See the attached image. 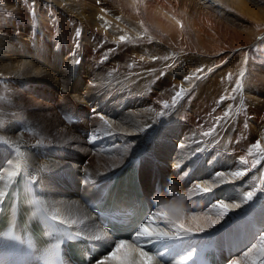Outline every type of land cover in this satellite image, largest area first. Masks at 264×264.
<instances>
[{
	"label": "bare ground",
	"instance_id": "1",
	"mask_svg": "<svg viewBox=\"0 0 264 264\" xmlns=\"http://www.w3.org/2000/svg\"><path fill=\"white\" fill-rule=\"evenodd\" d=\"M5 1L8 4L14 2L13 0ZM24 1L30 9L26 11L29 15L33 14L34 9L41 7L43 15L48 16V20L44 16L41 17L45 19V23L49 20L54 21L55 18L59 21H56L58 24L56 28L55 25L44 24L41 20L40 28H36V25L32 32V27L34 28L35 25L33 20L30 21L28 29H23L22 23L16 18L17 23L6 26L7 28L0 31V39L4 38V42L9 44L8 47L0 45V73L4 74V79L10 81V86L13 87L15 102L12 105L16 116L12 120H17L18 126L22 128L19 130V139L7 142L8 147L12 146L11 149L14 150L8 159L7 171L4 172L0 168V193L5 194L3 200L0 201V243L4 239L10 242L8 244L9 254L14 256L19 251H24L33 255L36 254L38 247L45 246L54 264H57L58 260L60 264H201L203 253L208 248H212L213 264H264V229L253 228L257 224L252 220L241 221L248 217L244 214L245 206L250 208L256 206L253 203L255 196H252L254 201L248 199L249 192L243 185L240 189L231 187L235 191L231 197L228 196L231 195L228 191H223L225 195L223 194L222 199L225 203L216 198L217 194H222L219 190L230 183L228 179L231 174L224 173L223 162L226 156L224 151H219L211 142L206 145L207 143L203 140L206 144L203 141L205 145L201 144L199 138L202 135L197 128H193L194 138L190 140L189 125L185 120L179 121L174 126V130L165 132L164 141L154 138L156 135L149 137L151 133L148 135L145 131L153 129L160 122L156 119L147 122L141 118L142 114H139L141 109L155 106L154 101L143 92L146 86L143 84L145 80L142 78V73H129L132 76L129 77L127 76L129 74H126L129 70L126 69L127 64L123 65L124 62L121 65L119 63L117 66H110L107 59H103L105 56L97 53L96 48L88 51L87 44L85 48L79 41H74L73 30L76 27L80 35L84 34L87 39L93 36V39L98 42L101 38L104 40L114 38L117 39L116 41L130 38L122 33L124 29L138 31L140 36L142 30L138 29L137 21L132 18L130 21L125 18L122 20L119 18L121 14L111 17L110 13L103 8L104 5H96V0H44V7H42L44 4L42 0ZM99 1L101 3L103 0ZM230 2L238 7V12L251 13L254 16L259 12V8H253L250 0H231ZM207 8L213 12L210 6ZM36 30L38 32L35 36ZM53 30L56 31L55 35ZM57 33L59 38L56 36ZM18 34L23 36L22 40L18 38ZM38 34L39 39L42 38L41 45L47 49V52L51 51L46 35L49 36V42L53 43V47H56L55 52L61 53L62 44L68 47L70 52L64 55L62 68L58 66V54L47 53L42 56L34 54V50L39 49L36 42H33L34 44L30 42L36 41ZM2 48H6L5 55L1 54ZM142 52L145 54L144 49ZM49 57L53 58V62L47 60ZM129 64L132 66V63ZM110 73H116L119 76L118 80L110 81L108 79ZM8 74H13L12 79L7 76ZM166 76L159 81L161 85L164 82L174 81L170 77L171 73L168 75L169 78ZM140 77L142 79L137 81ZM81 79L84 80L85 85L83 92L77 89ZM73 80H75L74 84L71 83ZM27 82L29 84L38 82L43 86H31ZM46 85H49V88ZM111 91H115L116 93H113L115 95H111ZM58 92L59 95L55 99L53 94ZM135 95L138 96V105L130 102L132 97L137 99ZM258 101L264 107V100L258 99ZM85 103L89 105L86 112L82 111V108L86 107ZM125 103L129 105L124 107ZM128 112L131 113L128 114ZM112 115L118 116L116 120L112 119ZM137 117L143 122L137 121ZM39 121H45L47 123L44 122V124L47 125L39 127V133L36 134ZM15 129H18L17 123L10 130L13 131L14 136L12 137L17 136ZM260 140L263 141L262 138ZM244 142L247 143V141ZM147 148L153 151L151 154L156 157L158 155L163 163L162 168L160 165L154 169L147 167L151 159H154V163L158 161L155 156L147 153ZM39 149L49 152L46 160L43 159L45 155H40ZM83 156L87 158L84 164L80 160ZM200 156L208 158L204 166L207 177L205 180L194 182L189 178L192 173L190 168L193 163H198ZM184 157H190V161H184ZM70 158H74V161L71 162ZM136 158H139L140 188L144 198L141 201L140 215L146 214L148 217L132 237L127 240H116L106 231L102 218L96 212L98 210L96 207L98 203L107 200L110 187L114 184V177ZM236 158L234 157L230 166L237 168L240 161ZM184 164H187L186 168L180 171L178 165L181 167ZM144 166L145 168L141 169ZM213 166H217V169L212 170ZM66 167H70V171L63 180L64 183L59 184L57 183L59 171ZM72 178H74L73 181ZM27 181L33 185L35 199L44 217L30 200H22L18 197L20 191H26ZM76 185L78 189L84 187L82 192L78 193ZM197 185L201 186L199 190H195ZM165 186L169 187L166 192L163 191ZM216 187L218 190L215 192ZM12 189H15V193L10 201L5 202ZM259 195L264 198V188ZM233 196L235 198H232ZM181 197H183V218L173 219L164 205L179 201ZM235 200L241 205L237 212L231 210L238 207V202ZM234 220L240 221L232 226L235 230L230 233L234 234L227 237L226 232H220L216 240V230L234 223ZM150 223H152V230L148 231L149 233H160L161 235L167 233L172 238L156 241L146 236L137 241L135 239L137 233L142 228L146 229ZM181 227L187 229L189 234L176 236V231ZM58 235L62 237L72 235L83 239L90 247V251L85 254V261L74 260L70 256V248L67 244H57L55 238ZM249 242L252 243L251 247L246 245ZM121 243L123 247H119ZM115 245H117L116 256L113 258L109 253ZM124 250L125 253H123ZM159 250L160 253L163 250L162 255ZM142 252L147 256H142ZM237 254H239L238 257H233ZM178 256L180 257L177 258ZM147 257H153V259L148 260ZM118 259L123 263H120Z\"/></svg>",
	"mask_w": 264,
	"mask_h": 264
},
{
	"label": "rangeland",
	"instance_id": "2",
	"mask_svg": "<svg viewBox=\"0 0 264 264\" xmlns=\"http://www.w3.org/2000/svg\"><path fill=\"white\" fill-rule=\"evenodd\" d=\"M13 1L14 2L9 3L11 4L9 5L8 2H6L5 0L3 1L0 0V31L1 32L3 28H7L12 24L14 25V23H17V20L18 21L20 20L23 29L24 28L28 29L30 21L33 20L35 22L34 23L35 25L34 28L32 27V32L34 31L36 25H37L36 28H40L39 22H41V20L44 24L55 25L54 27L57 28L58 24L56 23V21L58 22L59 19L55 18L54 21L51 20L52 21L51 22L49 20V22L45 23L44 21L45 19L43 20V18H41L44 16L43 15L44 13L41 12V7H39V9H34L33 14L29 15L27 12L30 11V9L28 8L27 5H25L26 2L24 0H20V1L13 0ZM118 1L119 0H106V1L103 0L100 3V1L97 2L96 0L95 3L97 6H99V4L104 5L103 8L110 13L111 17H113L116 14H117L116 16H119L121 14L119 18H121L122 20L123 18H125V20L130 21L132 18V20L137 21V25L139 24L138 29L142 30L140 36H139L140 32L138 31L134 32L124 29L122 33L125 36L127 35L130 36V38L127 37L128 39L125 38V40H119V41H116L117 39L114 38H109V40H104L103 38H101V41L98 42L96 39H93V36H91L90 39H87V37L84 34L80 35V32L79 35H77L79 29L76 27L73 30V35L75 36L74 41H79V43L83 45L85 48L88 46L86 48L88 51L91 50L93 51L94 48H96L97 53L102 54L103 57L105 56L103 59H107L106 61L107 63L110 64V66H117L119 63H120L119 65H121L124 62L123 65L127 64L126 69L127 71L129 70L128 73L126 74L129 73L136 74L138 72L139 74L142 73L143 75L142 78L143 80H145L143 81V84L144 86H146L143 92H145L150 97V99L154 101L155 106H148L145 109H141L139 111V114H142L141 118H144L147 122H150L153 119H156L157 121L160 122L155 127L153 126L154 127L153 129L145 131L146 133H148V135H150L151 133L149 137H153V135H156L154 136V138H157L160 141H164L165 132H170L169 130L171 129L174 130L175 129L174 126L179 121L185 120L186 122H188L189 125L188 135L191 138L190 140H193L194 138L193 128L195 129L197 128L201 131L202 137L199 138L201 140V144L204 141L207 143L206 144L204 142L206 145H208L211 142L214 145V147L219 149V151H224V154L226 155L225 160L227 158V160L226 161L224 160L223 162V166L225 165L224 173L226 175H229L228 173H230L231 177H229L228 179L230 183L227 184L225 187L221 188V190H219L222 192V194L216 195L217 200H223L222 198H224L225 195L223 191H228V193L231 194L228 196L231 197L232 194L235 193V191H233L231 187H236L240 189L243 185H245V189L249 193H252V196H255L254 198L255 201L252 199V196H251V200L254 201L253 203L254 205L256 204V206L250 208L249 206L246 205L244 208L245 209L244 214L248 215V217L241 221L244 222V221L252 220V222H255L257 224L255 225L253 223L255 225L253 228H257L259 230L264 229V212H262V210H264V198H262L259 195L262 189L264 188V145H263L264 107L258 101V99L264 100V0H250V2L252 1L251 5L253 6V8L254 7L255 9L259 8L258 9L259 12L258 14H255V16L252 15L251 13H245L241 11L238 12L237 9L238 7H236L235 4L230 2L231 0H206V1L205 0H190V1L188 0H180V1L179 0L177 1L176 0H122L121 1L120 0V2ZM201 2L202 4L205 3L206 5L203 4L204 5L203 6L202 4H200L201 5L200 6L199 3ZM43 3L44 4L42 7H44L45 1ZM207 5H209L212 8L213 12H211L210 9L207 8L209 7ZM48 9H50V7H48ZM158 9L159 11H157ZM36 10L39 11L37 12ZM24 12L26 14H24ZM198 13H201L202 15ZM153 16L156 19L153 18ZM158 16L161 17L159 18ZM44 18H47L48 20V16H44ZM10 20L12 21L10 22ZM158 21L161 22L159 23ZM38 30L39 33H41L40 29ZM38 30L35 31V36L37 35ZM53 32L55 35L56 31L53 30ZM58 35L59 34L57 33L56 36L59 38ZM22 37L23 36L19 35L18 38L21 39ZM45 37L48 40L50 46L49 50L51 52H47V49L41 45L42 38L39 39V34H38L37 40L30 42L31 44L33 42L34 43L36 42V45L39 49L38 51L34 50V54L42 56L47 53H56L59 55L58 66L62 68L63 67L62 62H64L63 61L64 55L66 53H69L70 50L65 44H62L60 49L61 53L55 52L54 50L56 49V47H53V43L49 42V36L46 35ZM0 41H1L0 45L2 47L9 46V44L7 45V43L4 42L5 41L4 38L0 39ZM86 44L87 46H85ZM100 44L102 45L103 49ZM77 45L79 48L80 47L79 44ZM5 49L6 48H2V53H1L2 55H5L4 52ZM143 49L145 50V54H143L142 52ZM107 50L108 52L109 51L111 52V53L109 52V55L107 54L108 53ZM110 56L112 57V59ZM47 60L53 62L52 57L47 58ZM129 63H132L131 64L132 66H130ZM200 63L203 65L201 66ZM43 69L45 70V68ZM241 71H244L245 73L244 76L240 75ZM1 73H0V157H2V159H0V163H1L0 168L5 172L7 171L6 167L9 166L8 159L11 156L12 152L14 151L12 150L13 148L11 149L12 146L9 144L11 147H8L7 144L12 142L14 139H19V135H20L19 130L22 128L18 126L17 120L16 121L12 120L15 119L16 116L15 113L13 112L15 94L13 87L10 86L11 84L9 83L10 81L5 80L4 74ZM170 73H171L170 77H172L171 79L174 81L164 82L163 85H161L159 81L167 74L170 75ZM172 73L175 74L172 75ZM121 74H125V73H121ZM145 75L147 76L145 77ZM168 75L166 76L167 78H169ZM7 76L10 77V79H12L13 74H8ZM127 76L130 77L131 75L129 74ZM118 78L119 76L116 73L108 74V79L112 82H115L116 80H118ZM142 78L141 77L138 78L137 81L141 80ZM81 80H82L81 82H78L80 84H78L77 89H79L80 92H83L85 85H84V80L83 79ZM237 81L240 82L239 85L237 84ZM71 83L74 84L75 80H73ZM27 84L38 87L43 86L40 85L38 82H31L30 84L27 82ZM46 87L49 88V85H46ZM182 89L183 91H181ZM59 92L53 94L55 99L58 97ZM177 92H181V95L179 97H176L175 100H173V97L176 96ZM113 93L116 92L111 91V95H115ZM135 96L137 99L132 97L133 99H131L130 102L138 105L137 103L138 96L137 95ZM84 105H86V107L82 108V111L86 112V109L89 105L87 103H85ZM123 105L125 107V105H129V103H125ZM165 105H167V107H165ZM101 106L104 107V104L101 103ZM129 113L131 112H128V114ZM226 113L227 115H225ZM128 114L126 116H128ZM117 117L118 116L116 115H112L113 120H116ZM138 117L136 118V120L139 122H143L139 120ZM223 120L224 122H222ZM44 122L39 121L37 123L36 129L38 130L36 134L39 133L40 130L39 127L41 126L46 127L47 124H44ZM16 123L18 127V129H15L17 136L12 137L14 136L12 135L13 131L10 130H12L13 125H15ZM31 129L34 132V129L33 128ZM154 131H156L155 134ZM189 133L191 134V136ZM232 135L233 137L231 138ZM258 138L260 139L262 138L263 141ZM199 139H197V141ZM227 140L230 144H228ZM187 141H189V139ZM244 141H247V143ZM257 143H259L260 147L254 148L253 145ZM155 148H159V146H155ZM250 149L251 152L249 151ZM40 151L41 152L43 151V153L40 152V155L41 154L45 155L43 159L46 160L49 156L48 155L49 152H47L46 150H40ZM245 151L247 152L245 153ZM152 152H153L152 150L150 151L149 148H147L148 154H151ZM151 155L155 156L154 154ZM234 157L235 158L237 157L236 160L240 161L241 167L240 165L239 167L237 166V168L236 166L235 167L230 166L232 165L231 161L234 159ZM156 158L158 161L154 163V159H151V161L147 163V167L154 169L160 165L162 168L163 163L158 158V155ZM86 159L87 158L85 156L81 157L80 160L82 164L85 163L84 160ZM207 159L208 158H204L200 156L198 158V163L192 164L190 168L192 170V173L189 178H191V180H194V182L205 180V177H207V175L205 174L206 171H204V166L207 162ZM248 160L250 161L248 162ZM3 161H5L4 164ZM70 161L73 162L74 158H70ZM184 161H190V157H184ZM243 161H247V163H244ZM186 166L187 164H184L181 167H179L178 165V168L181 169L180 171H182L184 168H186ZM143 168H145V166L142 167L141 169ZM215 169H217V166L212 167V170ZM69 171H70V167H66V169L63 168L62 170H60L59 171L60 174L58 175V178L60 180L58 179L57 183L63 184L64 183L63 180L65 179ZM240 171L241 172L243 171V175L240 176L233 175V173ZM76 176L77 175H75V177ZM73 179L74 178H72V181ZM232 181L235 182L233 183L234 185L231 183ZM76 188L78 193H80V191L82 192V189L84 187H79L78 189V186L76 185ZM216 188L217 189L215 190V192L218 190V187ZM168 189L169 187L166 186L163 187V191L165 192L168 191ZM232 198H235V196H233ZM235 201L238 202L237 200ZM222 202L225 203L224 200ZM240 207L241 205L238 202V207H236V209H231V210L237 212V209ZM260 213H262V215H260ZM239 222H236V220H234V223H230L225 227H219L215 232V234L217 235L216 240H218V235L220 232H226V236L231 237L234 233L233 232L230 233V232L232 230H235V228L233 229L232 226ZM151 224L152 223L148 224L149 226L148 225L146 226L147 231L152 230ZM102 240L106 241L107 239H102ZM246 245L251 247L252 243L249 242ZM116 246L117 245H115L110 250L109 253L113 258H115L116 256L115 254ZM123 253H125V250L123 251ZM161 253L160 255H162ZM238 256L239 254L234 255L233 257H238ZM179 257L180 256H178L177 258ZM118 261L120 260L118 259ZM120 263L123 262L120 261Z\"/></svg>",
	"mask_w": 264,
	"mask_h": 264
},
{
	"label": "snow or ice",
	"instance_id": "3",
	"mask_svg": "<svg viewBox=\"0 0 264 264\" xmlns=\"http://www.w3.org/2000/svg\"><path fill=\"white\" fill-rule=\"evenodd\" d=\"M97 2H99V0H97ZM102 19V18H101ZM77 35H79V32H77ZM121 39H123V37H121ZM240 75L241 76H244L245 75V73H244V71H241V73H240ZM239 81H237V84L239 85ZM181 91H183V89L181 90ZM181 95V92H177L176 93V96L175 97H173V100H175L176 99V97H179ZM165 107H167V105H165ZM225 115H227V113L225 114ZM101 119H103L102 117H101ZM253 147L254 148H259L260 147V145H259V143H257V144H255V145H253ZM250 152H251V149L249 150ZM244 163H247V161H243ZM233 175H235V176H240V175H243V172H236V173H233ZM200 185H197L196 186V189L195 190H199L200 189ZM204 191H208V189H204ZM4 196H5V194L4 193H0V201H2L3 200V198H4ZM251 196H252V193H249L248 194V199H251ZM222 207H224V205H221ZM161 214H163V213H161ZM188 235L189 233H188V230L187 229H184V228H180V229H178L177 231H176V233H175V235L176 236H180V235ZM149 237V238H151V239H155L156 241H160V240H165V239H171L172 237H169L168 235H167V233H165V234H163V235H161L160 233H149L146 229H141L138 233H137V236H136V240L138 241L141 237ZM124 245H123V243H121V245H119V247H123ZM141 255L142 256H147V254L146 253H141ZM148 258V260H151V259H153V257H147ZM187 258H190V257H187Z\"/></svg>",
	"mask_w": 264,
	"mask_h": 264
},
{
	"label": "clouds",
	"instance_id": "4",
	"mask_svg": "<svg viewBox=\"0 0 264 264\" xmlns=\"http://www.w3.org/2000/svg\"><path fill=\"white\" fill-rule=\"evenodd\" d=\"M182 200H183V197H181L179 201L169 202L168 204L164 205V207L169 212V214L173 217V219L183 218L184 208L182 207Z\"/></svg>",
	"mask_w": 264,
	"mask_h": 264
}]
</instances>
